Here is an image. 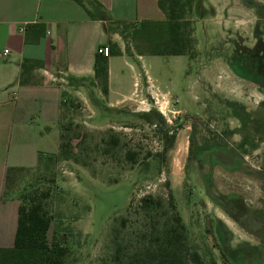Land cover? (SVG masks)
Masks as SVG:
<instances>
[{
    "label": "rangeland",
    "instance_id": "1",
    "mask_svg": "<svg viewBox=\"0 0 264 264\" xmlns=\"http://www.w3.org/2000/svg\"><path fill=\"white\" fill-rule=\"evenodd\" d=\"M248 4L196 0L192 60L113 57L110 101L131 97L154 105L164 123L125 116L122 128L99 111L92 119L91 83H84V96L62 91L73 104L61 113L71 124L68 134H89L88 150L78 152L80 164L49 165L48 182L24 169L5 192L18 204L32 186L51 189V230L68 248L64 264H140L170 221L168 194L189 252L204 264H223L218 248L232 263L264 264V19ZM123 106L122 113L145 111ZM111 134L119 143L102 154ZM43 136L38 153H56L57 130L49 127ZM147 196L161 206L141 210ZM188 258L179 264H192Z\"/></svg>",
    "mask_w": 264,
    "mask_h": 264
},
{
    "label": "crops",
    "instance_id": "2",
    "mask_svg": "<svg viewBox=\"0 0 264 264\" xmlns=\"http://www.w3.org/2000/svg\"><path fill=\"white\" fill-rule=\"evenodd\" d=\"M79 1L83 8L73 0H0V248L13 245L18 207L14 200L3 202L1 199L6 170L34 168L39 154L37 144L45 138L43 133L49 127L57 130L58 150L57 123L62 91L72 90L74 95L84 96L82 88L85 82H89L98 97L93 77L98 48L106 46L110 40L123 49L120 38L108 33L106 20L140 22L163 19L157 6L160 0ZM35 24L45 27V37L36 44L25 43L26 27ZM3 50L8 51L5 57L1 56ZM25 59L43 63V69L37 72L42 78L40 86L18 85L20 64ZM112 59L108 58L107 62L108 94L103 99L110 113L121 111L125 103L145 105L144 113L156 112L154 105L131 97L110 101ZM125 113V116L135 118L134 112ZM95 115L97 111L89 118L94 119Z\"/></svg>",
    "mask_w": 264,
    "mask_h": 264
},
{
    "label": "trees",
    "instance_id": "3",
    "mask_svg": "<svg viewBox=\"0 0 264 264\" xmlns=\"http://www.w3.org/2000/svg\"><path fill=\"white\" fill-rule=\"evenodd\" d=\"M79 6H82L79 0H73ZM196 0H160L157 6L163 14V19L152 21L145 20L140 22L107 21V31L109 34H116L123 46L110 40L106 47L109 50L108 58L124 56L129 59L136 57H181L185 56L189 60L194 57L195 39L193 38V11ZM248 7L253 9L260 20L264 19V5L246 0ZM99 8L101 6L95 2ZM90 16V13L87 11ZM105 19V17H104ZM45 27L42 24H35L26 27L24 41L25 43H38L45 37ZM108 58L96 54L93 64V77L95 88L99 92L97 97L93 92L89 97L91 106L99 112L110 116L114 123H122V128H127L125 115L118 110L114 114L110 113L103 99L108 94ZM43 69V63L38 60L25 59L20 64V72L17 83L21 87L40 86L42 78L37 74ZM63 99V98H62ZM73 104L63 99L60 103V114L58 120V150L53 154H38L37 162L33 169L38 182L47 180L49 165L60 162L72 161L80 164L78 152L85 147L89 140V134L80 132L77 135L69 136L71 124H64L62 109H68ZM79 107V106H76ZM134 117L140 119L146 124H150L153 118L164 123L163 118L155 111L136 114ZM112 135V134H111ZM163 138L166 142L174 139L172 134L165 132ZM119 141L115 135L109 136L105 142V148L101 150L102 154H110L117 147ZM193 144V138L189 139L190 147ZM170 149V148H167ZM88 150V149H87ZM91 151V150H90ZM165 149V153H166ZM46 158L43 159L42 156ZM191 150L189 149V156ZM134 161V155L128 156ZM190 159V158H188ZM28 170V169H26ZM24 169L10 168L6 170L5 182L1 199L3 202L12 201L11 192H5L14 182L16 176ZM53 177V176H52ZM51 177V178H52ZM49 178V176H48ZM53 181V180H49ZM51 196L50 188L31 187V190L23 192L18 198V207L16 213V228L14 232L13 245L10 248H0V264H64L68 253V248L64 243V238L58 236V232L52 229L53 216L48 208V201ZM140 209L148 212L151 208L160 207L159 201L150 196L140 200ZM168 207L170 212V221L164 227L160 228L158 243L153 250L146 253L145 260L140 264H179L188 255V260L192 264H204L200 256L196 253H190L186 245V228L181 218L176 213L173 205L172 195L168 194ZM124 223V222H123ZM122 223V225H123ZM218 247V244H215ZM223 264H235L229 261L225 251L218 248ZM208 264H215L214 262Z\"/></svg>",
    "mask_w": 264,
    "mask_h": 264
},
{
    "label": "built area",
    "instance_id": "4",
    "mask_svg": "<svg viewBox=\"0 0 264 264\" xmlns=\"http://www.w3.org/2000/svg\"><path fill=\"white\" fill-rule=\"evenodd\" d=\"M19 31H20V32H23V29H20ZM7 54H8V51H7V50H3L1 56L5 57ZM97 54L102 55V56L105 57V58H108V56H109V50H108V47L103 46V47L98 48V50H97ZM14 95H15V94H13L12 96L14 97ZM155 104H156V103H155ZM139 105H140V106H143V107L145 108V105H141V104H139ZM145 110H146V109H145Z\"/></svg>",
    "mask_w": 264,
    "mask_h": 264
},
{
    "label": "flooded vegetation",
    "instance_id": "5",
    "mask_svg": "<svg viewBox=\"0 0 264 264\" xmlns=\"http://www.w3.org/2000/svg\"><path fill=\"white\" fill-rule=\"evenodd\" d=\"M190 138H191V137H190ZM190 138H189V139H190ZM188 145H189V144H188ZM192 145H193V144H192ZM188 147H189V149L192 151V146L190 147V145H189ZM225 150H226V149H225ZM209 151H210V150H209Z\"/></svg>",
    "mask_w": 264,
    "mask_h": 264
}]
</instances>
